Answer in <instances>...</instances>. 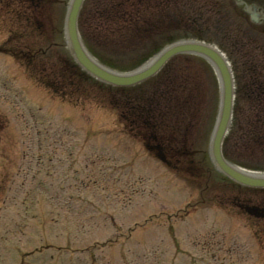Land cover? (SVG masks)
<instances>
[{
    "label": "rangeland",
    "instance_id": "rangeland-1",
    "mask_svg": "<svg viewBox=\"0 0 264 264\" xmlns=\"http://www.w3.org/2000/svg\"><path fill=\"white\" fill-rule=\"evenodd\" d=\"M173 2L178 13L190 12L184 0ZM6 3L3 41L17 26ZM50 12L55 41L58 6ZM203 28L212 39L214 30ZM161 31L138 42L139 52L96 49L113 68L132 69L152 45L191 33ZM25 41L41 45L44 38ZM82 100L77 107L51 95L0 53V264H264V220L228 201L234 185L215 181L212 169L200 185L176 174L125 134L111 108ZM197 143L205 150L207 136ZM239 161L264 171V157Z\"/></svg>",
    "mask_w": 264,
    "mask_h": 264
},
{
    "label": "water",
    "instance_id": "water-1",
    "mask_svg": "<svg viewBox=\"0 0 264 264\" xmlns=\"http://www.w3.org/2000/svg\"><path fill=\"white\" fill-rule=\"evenodd\" d=\"M82 0H73V3L69 9V14L67 17L66 31H67V41H69L70 51H72L74 57L80 62V64L87 70H89L94 76L98 78L111 82L113 84H134L137 81H142L154 74L159 70L165 61L177 52L191 51V52H201L204 54H209L214 58V61L219 65V73H221L222 81L225 82L224 94L222 98V107L220 110V115L218 119V124L215 129L214 137L212 138V157L217 167L220 168L229 177H232L238 182H242L246 185L254 186H264V177H256L253 175H248L242 171L235 169L230 163L225 161L223 154L221 152L222 139L225 135V131L228 126V121L231 117L232 109V82L230 74L227 70V65L223 59L216 53V51L206 48V45L199 44L195 41L193 42H183L174 44V46L166 49L159 57L150 65L146 66L145 69L136 71L133 74L122 75L119 73H113L107 69H103L96 62L91 60L86 50H84L82 42L79 38V33L77 31V16L79 9L82 5ZM213 53L215 55H213Z\"/></svg>",
    "mask_w": 264,
    "mask_h": 264
},
{
    "label": "trees",
    "instance_id": "trees-1",
    "mask_svg": "<svg viewBox=\"0 0 264 264\" xmlns=\"http://www.w3.org/2000/svg\"><path fill=\"white\" fill-rule=\"evenodd\" d=\"M174 73H175L174 70L171 71L169 73V77L172 79H175L177 75H175ZM183 75L185 76L183 77L181 82H179L180 87L178 89L181 91L183 90V85L184 87H187V88H188L187 85L194 86L192 84L193 77L189 76V74H187L186 72ZM57 78L58 76L55 75V73L48 75L47 79L38 77L39 81L43 82L46 86L50 87L52 91L59 93L62 96L66 97L68 95V92H66L64 89L60 87V85H58V82L55 81L57 80ZM164 79H165V76L164 74H162L161 77L160 76L157 77L156 82L162 83ZM68 80H71V79L69 78ZM172 86L176 87L178 86V83L172 84ZM168 92H172L170 88L168 89ZM136 97L137 99L135 100L134 97L127 95V98L124 99L125 105L126 107L129 108V111L127 114L123 113V117L126 118L127 120L129 119V122L131 124L139 123L136 129L137 136H140V137L142 136V139L145 141L146 146H148V148H150L152 151L157 153V155L160 154L163 157H165L166 162H168L169 164H172L175 154H176L175 161H179L181 159L179 154H181L182 151L178 150L176 145L173 144L172 139H170L171 137L169 133L168 134L162 133V125L159 123V121L152 122V120L156 117L152 115L153 109H150L151 106L149 105V102L148 101L144 102V99H145L144 92L143 94L142 93L137 94ZM149 100H152V98H149ZM112 102L115 103L116 105L117 103H119L118 100L117 101L113 100ZM155 103H157L156 100H155ZM164 104H165V100L162 99L156 106H158V108L159 107L165 108ZM163 115H164L163 118H167L168 116L169 117L177 116L174 111L173 112L167 111ZM157 146L158 147L161 146V147L158 148ZM250 210H252L258 215H261V214L264 215V209L260 210V208L258 209V207H251Z\"/></svg>",
    "mask_w": 264,
    "mask_h": 264
}]
</instances>
